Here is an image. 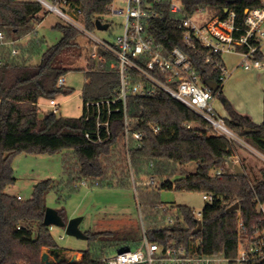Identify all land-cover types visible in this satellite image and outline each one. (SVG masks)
<instances>
[{"label":"trees","instance_id":"trees-1","mask_svg":"<svg viewBox=\"0 0 264 264\" xmlns=\"http://www.w3.org/2000/svg\"><path fill=\"white\" fill-rule=\"evenodd\" d=\"M170 1L163 0V17L150 23L155 41L163 46L166 54L177 46L185 49L202 81L208 79L219 84L213 95L225 102L227 125L264 153V120L260 124L255 123L227 102L222 94L227 76L223 77L219 69L205 62L203 56L209 50L199 44L194 50L184 45L183 29L170 12ZM180 1L184 14L188 16L200 9L214 8L216 14L209 23L212 26L226 19L232 11L236 13V25L244 26L247 10L262 5L261 0L233 3L226 0ZM112 2L77 0L73 8L75 11L81 8L87 28L94 31L96 19L102 20L108 14L107 7ZM43 11V7L33 0H0V31L9 38L20 39L30 31L34 32L36 24L43 20L40 15ZM56 27L61 30L62 38L43 52L39 64L13 60L0 65V264H42L43 248L53 255L73 251L61 247L52 234L51 226L44 224L48 207L46 196L60 187L58 180L47 178L40 181L27 200H19L18 195L9 192L17 181L12 165L17 154L51 155L66 149H71L75 158L72 162L66 156L63 166L68 184L72 186L78 181H89L92 187L130 188V165H133L134 180L139 189L144 186L140 178L145 175L159 178L160 190L196 191L212 195L213 201L202 210L199 232H195L198 222L194 211L189 206L179 205L177 220L162 227H149L148 237L165 246L170 241L186 248L198 244L203 254L235 257L239 239L238 214L251 228L259 219L257 205L264 204V165L248 169L240 160L241 173L230 168L228 161L237 157L236 142L218 135L201 116L164 92H158L151 98L139 96L128 100L129 130L131 134L138 131L145 134L140 146L133 137L127 144L122 114L112 116L111 134L104 143H92L86 133H95L96 122L95 119L86 120L84 104L114 97L120 84L116 72L118 61L103 48L99 49L98 59L91 58L84 54L87 45L82 44L84 36L79 30L60 23ZM217 27L228 33L224 28ZM37 46L36 40L25 49V54L30 55ZM257 56L261 58L262 54ZM213 57L221 62L219 54H213ZM82 63L86 66H80ZM74 70H82L85 76L82 115L71 118L49 111L39 117L41 101L48 102L73 94L74 89L60 86L58 81ZM152 126H158L161 132L154 133ZM192 163L197 167L194 171L190 169ZM219 170L221 175H214ZM147 197L151 199L150 196L142 199ZM237 203H240L238 210H228ZM58 211L65 220L64 213ZM86 234L95 246L79 250L81 258L78 261L56 264H103L102 259L107 255L140 244V241H122L112 231H86Z\"/></svg>","mask_w":264,"mask_h":264},{"label":"built area","instance_id":"built-area-1","mask_svg":"<svg viewBox=\"0 0 264 264\" xmlns=\"http://www.w3.org/2000/svg\"><path fill=\"white\" fill-rule=\"evenodd\" d=\"M33 1L39 3L44 10L61 16L68 23L67 25L75 27L91 41H95L103 49L111 52L118 61L116 72L120 77V84L114 97L108 100L87 101L84 104L86 120L95 119L96 122L95 133H86V137L92 143H104L111 134L112 116L122 114L127 144H130V139L133 137L138 140V146H140L145 134L139 131L131 134L128 100L139 96L151 98L158 92H164L201 116L218 135L246 146L264 160V153L239 137L227 125L226 117L217 113L212 103L213 91L204 84L185 49L177 46L166 54L163 46L155 41L150 23L154 19L163 17L164 13L161 8L163 0H124L127 4L126 10L114 7L113 0L107 7L108 13L125 15L123 30L115 36L114 43L95 37L90 29L88 30L85 25L69 15L68 8L75 13L82 14L81 8L77 11L73 8L77 0ZM261 2L260 7L248 10L244 26L236 25V13L232 11L226 19L216 22L213 26L200 27L193 21L192 16L184 14L180 0H171L169 5L171 14L175 16L183 29L184 45L194 50L199 44L209 50L203 59L207 64L219 69L222 76L226 77L227 70L222 65V56L228 52L240 53L241 66L246 70L263 66L262 58L257 56L261 53L264 42V0ZM217 26L224 28L228 33H224ZM4 39L5 36L0 31V45L14 46L16 43V40L4 41ZM93 46H95L94 42ZM12 54H18L14 47ZM213 54H219L221 62L215 59ZM3 64L0 58V65ZM65 81V76H62L58 84L62 86ZM48 107L49 111L59 114V104L56 98L48 101ZM152 128L156 134L161 132L158 126H152ZM233 161L239 164L240 159L235 157ZM214 175H221V171L214 172ZM17 198L23 199L21 195ZM203 198L209 202L213 201V196L207 193H204ZM160 207L163 211L168 210L165 205L161 204ZM257 211L259 213L258 222L251 228L245 225L242 215L238 214L237 236L239 239L235 257L203 254L199 251L198 244L189 248L179 246L175 241H170L166 246L161 245L156 241H151L147 232L144 231L137 247L109 254L102 259V263L257 264L264 262V204L259 203ZM195 218L197 222L202 221L203 212H198ZM168 222L172 224L174 219L170 218Z\"/></svg>","mask_w":264,"mask_h":264},{"label":"rangeland","instance_id":"rangeland-1","mask_svg":"<svg viewBox=\"0 0 264 264\" xmlns=\"http://www.w3.org/2000/svg\"><path fill=\"white\" fill-rule=\"evenodd\" d=\"M114 7L126 10V1L114 0ZM67 12L76 21L86 26L83 14L75 13L70 8L67 9ZM215 14L216 10L214 8H206L197 11L192 15V19L198 26L207 27ZM40 15L43 17V20L36 24L34 30L36 32L30 31L20 39L9 38L3 33L5 36L4 41L16 40L14 46L10 44L0 45V58L3 62L19 60L20 63L27 62L37 65L41 61L43 52L62 38V32L56 25L58 23L67 25L68 23H66L65 19L54 12L46 10L41 12ZM102 20L107 24L109 23L110 27L107 30L96 28L91 33L101 40L114 43L115 36L123 30L125 15L108 13L102 17ZM83 36L82 44L88 46H86L84 54L98 59V52L102 47L95 41H91L86 35L83 34ZM36 40L38 46L33 53L30 55L25 54V49H28ZM93 42L95 46H93ZM13 47L18 51L17 55L12 54ZM80 66L85 67L86 64L82 63ZM84 77L82 70L71 71L65 76L66 81L64 85L74 89V92L69 96L57 97L60 116L77 118L84 112L82 98ZM222 103L221 98L216 96L214 100L215 109L220 115L221 113L224 114L221 107ZM49 110L48 102L41 101L39 117H43ZM236 144L237 158L243 160L248 169H256L264 165V160L257 154L244 145ZM250 145L258 149L256 146ZM71 152V149H66L51 155L49 153L17 154L12 162L17 181L9 188V192L15 196L19 194L23 200H27L32 197L34 186L40 181L47 178L58 180L60 187L50 191L46 196L48 207L61 210L65 215L66 221L77 216H82L83 221L80 224V228L84 232L101 233L103 231H112L117 233L119 239L125 242L141 241L144 231L147 232L149 227L155 228L167 225L170 218L174 219L175 222L177 216L180 215L178 211L179 205L189 206L195 212V215L198 216V212H201L209 202L203 198L204 193L202 192L179 191L175 189L160 190L158 189L160 179H153L145 175H142L140 178L144 186L139 189L136 187L134 169L130 163L132 182V187L130 188L92 187L89 181H78L73 186L69 185L63 166L66 156L72 162L75 159ZM195 168H197L196 165L192 163L190 166L191 171H194ZM152 179L154 180V184L152 183ZM94 185L96 184L94 183ZM146 196H150L153 201L149 197L143 200L142 198ZM161 204L168 208L167 212L161 209ZM51 231L61 247L73 250V252L69 253L64 251L60 255L63 256L65 254L68 260H80L81 254L78 252L79 250L83 251L95 246L94 242L88 239L67 235L64 227L52 226ZM44 252L50 253L47 248L42 249V254ZM49 260L54 261L55 264L59 263L53 254H50Z\"/></svg>","mask_w":264,"mask_h":264},{"label":"crops","instance_id":"crops-1","mask_svg":"<svg viewBox=\"0 0 264 264\" xmlns=\"http://www.w3.org/2000/svg\"><path fill=\"white\" fill-rule=\"evenodd\" d=\"M261 54L263 66L250 70L241 66L242 57L240 53L228 52L222 56L227 70V77L222 87L223 96L227 98V102L238 113L249 116L258 124L264 120V42L262 43ZM215 98L216 96L212 101L214 107ZM221 100L223 102L221 107L224 111V114L221 113V115L228 117L225 102L222 98Z\"/></svg>","mask_w":264,"mask_h":264},{"label":"water","instance_id":"water-1","mask_svg":"<svg viewBox=\"0 0 264 264\" xmlns=\"http://www.w3.org/2000/svg\"><path fill=\"white\" fill-rule=\"evenodd\" d=\"M226 1L228 3H233V2H236L239 0H226ZM247 12H248V10H247ZM95 24H96L95 25L96 28L99 30H107L109 28V23L108 24L104 23L100 19H96ZM204 84L209 89H211L213 92H216L219 88L218 83H216L214 81H210L208 79L206 81H204ZM228 166L230 168H232L233 170H235L237 173L242 172L241 166L238 163H235L233 160L228 161ZM239 204L240 203H237V204L230 206L228 210L229 211L238 210L240 207ZM82 221H83L82 216H77V217L70 219L69 221H66V220H64L62 215H60V213L57 209H54L51 207H47L46 212H45V216H44V224L46 226L64 227L67 235L75 236V237H78L81 239L82 238L88 239V235L86 234V232L82 231L80 228V224ZM201 228H202V221H198V225H197L195 232H199L201 230ZM50 254H52V252H50V253L44 252L42 254V264H53L54 263V261L49 260ZM53 256L58 262L77 261L76 259L68 260L67 257L65 256V254L63 256H60L58 253H56ZM75 258H76V256H75Z\"/></svg>","mask_w":264,"mask_h":264}]
</instances>
